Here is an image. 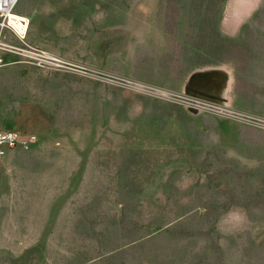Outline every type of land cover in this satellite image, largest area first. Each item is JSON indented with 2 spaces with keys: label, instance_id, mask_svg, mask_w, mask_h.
I'll list each match as a JSON object with an SVG mask.
<instances>
[{
  "label": "rangeland",
  "instance_id": "1",
  "mask_svg": "<svg viewBox=\"0 0 264 264\" xmlns=\"http://www.w3.org/2000/svg\"><path fill=\"white\" fill-rule=\"evenodd\" d=\"M15 13L0 131L38 140L0 157V264H264V0Z\"/></svg>",
  "mask_w": 264,
  "mask_h": 264
},
{
  "label": "built area",
  "instance_id": "2",
  "mask_svg": "<svg viewBox=\"0 0 264 264\" xmlns=\"http://www.w3.org/2000/svg\"><path fill=\"white\" fill-rule=\"evenodd\" d=\"M20 0H0V30L8 29L24 39L29 27V20H26L23 16L19 17V21L22 25L26 26V31L20 33L16 30L15 25L11 23V16L15 13L16 7ZM1 46V42H0ZM39 55L40 61L45 58V53ZM38 138L34 134H21L17 131H0V157L6 156L8 151L20 149L29 151L36 144Z\"/></svg>",
  "mask_w": 264,
  "mask_h": 264
},
{
  "label": "bare ground",
  "instance_id": "3",
  "mask_svg": "<svg viewBox=\"0 0 264 264\" xmlns=\"http://www.w3.org/2000/svg\"><path fill=\"white\" fill-rule=\"evenodd\" d=\"M19 17L21 16L16 13H13L11 16V23L15 25L17 31H19L20 33H24L26 31V26L18 22L20 20Z\"/></svg>",
  "mask_w": 264,
  "mask_h": 264
},
{
  "label": "crops",
  "instance_id": "4",
  "mask_svg": "<svg viewBox=\"0 0 264 264\" xmlns=\"http://www.w3.org/2000/svg\"><path fill=\"white\" fill-rule=\"evenodd\" d=\"M1 49V48H0ZM0 57H1V53H0Z\"/></svg>",
  "mask_w": 264,
  "mask_h": 264
}]
</instances>
